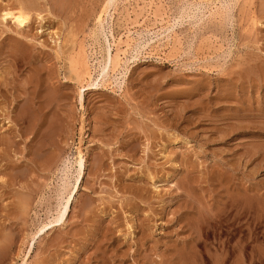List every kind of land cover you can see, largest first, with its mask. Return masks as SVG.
I'll return each instance as SVG.
<instances>
[{
  "label": "rangeland",
  "instance_id": "rangeland-1",
  "mask_svg": "<svg viewBox=\"0 0 264 264\" xmlns=\"http://www.w3.org/2000/svg\"><path fill=\"white\" fill-rule=\"evenodd\" d=\"M27 1L0 22V264H264V0H114L102 26L108 0Z\"/></svg>",
  "mask_w": 264,
  "mask_h": 264
},
{
  "label": "bare ground",
  "instance_id": "bare-ground-1",
  "mask_svg": "<svg viewBox=\"0 0 264 264\" xmlns=\"http://www.w3.org/2000/svg\"><path fill=\"white\" fill-rule=\"evenodd\" d=\"M11 1V0H10ZM19 2H16V5L17 6H15V4L14 3H7V1H5V2H3V5H2V7L0 8V22L1 23H8V22H12L17 28H19L20 30H25L26 28H28L29 27V24H30V20H31V18H30V13H29V11L27 10V9H30V8H27L26 7V5H25V3L27 2V4H28V1L26 0L25 1V3L23 2V1H20V0H18ZM32 1V0H31ZM36 0H34L33 2L34 3H36V4H38V2H35ZM62 1V0H61ZM113 1L114 0H108L107 1V3H106V6H105V8H104V10H103V14H102V16H99V18H98V20H97V24H98V26H102V24H103V22L104 21H106V20H108V18H110V19H112V17H114L113 16V13H111V11H110V9H111V6H112V3H113ZM122 1V0H121ZM126 1V0H125ZM124 1V2H125ZM146 1V0H145ZM148 1V0H147ZM146 1V2H147ZM166 1V0H165ZM198 1H200L201 3H207V4H210V12H212V10H219V9H221V6H223V1L224 0H198ZM231 1H233V2H237V1H239V0H231ZM13 2H15V0H13ZM65 2V1H64ZM124 2H123V4H124ZM129 2V1H128ZM132 2V1H131ZM137 2V1H136ZM144 2V1H143ZM159 2H161V1H158L157 0V3H159ZM225 2V1H224ZM4 3H7V4H5L4 5ZM122 3V2H121ZM127 3V2H126ZM130 3V2H129ZM140 3H141V1H140ZM2 4V3H1ZM0 4V5H1ZM132 4V3H131ZM130 4V5H131ZM135 4V3H134ZM144 4H146V3H144ZM143 3H142V5H144ZM152 4H154V1H152V0H150V2H149V4H148V6H152ZM206 4V5H207ZM233 4V3H232ZM39 5V4H38ZM115 5H116V3H115ZM127 5H129V4H126V7H127ZM155 5V4H154ZM158 5V4H157ZM157 5H155V6H157ZM165 5V4H164ZM226 5V4H225ZM33 6V8H35V5L33 4L32 5ZM119 6V5H118ZM116 7L117 9L119 8V7ZM123 6V5H122ZM124 6H125V4H124ZM137 6H138V4H137ZM154 6V7H155ZM162 6H163V3H162ZM227 6V5H226ZM231 6H233V5H231ZM246 6V5H245ZM131 7H132V5H131ZM135 7V6H134ZM141 7V6H140ZM140 7L138 8V9H140ZM147 6H145V8H146ZM167 7V6H166ZM207 7V6H206ZM225 7V6H224ZM128 8V7H127ZM127 8H126V10H127ZM156 8V7H155ZM160 8H161V6H160ZM163 8V7H162ZM36 9V8H35ZM38 9V8H37ZM36 9V10H37ZM115 9V8H114ZM136 9V8H135ZM150 9H151V7H150ZM153 9V8H152ZM158 9V8H157ZM123 10V9H122ZM131 10H132V8H131ZM130 10V11H131ZM145 10V9H144ZM147 10V9H146ZM161 10V9H160ZM216 10H215V12H216ZM136 11V10H135ZM139 11H142L143 12V10L141 9V10H139ZM153 11V10H152ZM220 12H221V10H219ZM218 11V12H219ZM116 12H117V10H116ZM121 12V11H120ZM129 12V11H128ZM148 12H149V10H148ZM158 12V11H157ZM157 12L156 13H153L155 16H156V14H157ZM167 12V11H166ZM169 12V11H168ZM208 12V11H207ZM214 12V11H213ZM34 13V12H33ZM118 13V12H117ZM139 13V12H138ZM137 13V14H138ZM151 13V12H150ZM165 13V12H164ZM124 14V13H123ZM123 14H122V16H123ZM126 14V13H125ZM131 14V13H130ZM136 14V15H137ZM143 14V13H142ZM149 14V13H148ZM153 14H151V15H153ZM216 14H217V12H216ZM222 14V13H221ZM32 15V14H31ZM42 15V14H41ZM104 15H105V18H103L104 17ZM150 15V14H149ZM162 15V14H161ZM165 15V14H164ZM169 15V14H168ZM217 15H219V14H217ZM37 16V15H36ZM43 16V15H42ZM42 16H40V17H42ZM129 16V15H128ZM134 16H135V14H134ZM137 16H140V15H137ZM136 16V17H137ZM146 16V15H145ZM163 16V15H162ZM162 16H161V19H163L162 18ZM39 16L37 17L38 19L40 18ZM158 17V16H157ZM164 17V16H163ZM44 18V17H43ZM130 18V17H129ZM135 18V17H134ZM134 18H133V21H135L134 20ZM138 18V17H137ZM150 18V17H149ZM154 18V17H153ZM156 18V17H155ZM132 18H130L129 20H131ZM136 19V18H135ZM143 19H144V17H143ZM146 19V18H145ZM45 20V19H44ZM114 20V19H113ZM128 20V19H127ZM149 19H147V21H148ZM151 20V19H150ZM156 20L158 21L159 19H157L156 18ZM155 20V21H156ZM41 21H42V18H41ZM111 21V20H110ZM139 21V20H138ZM151 21H153V20H151ZM150 21V22H151ZM154 21V22H155ZM156 21V22H157ZM119 22V21H118ZM122 22V21H121ZM128 22V21H127ZM127 22H126V24H127ZM142 22V21H141ZM141 22L139 23L140 25H141ZM154 22H153V24H154ZM155 22V23H156ZM165 22H167L166 20L164 21V23ZM254 22V21H253ZM136 23V22H135ZM138 23V22H137ZM144 23V22H143ZM158 23V22H157ZM255 23V22H254ZM253 23V24H254ZM125 24V25H126ZM130 24H132V22L130 23ZM139 24H137V25H139ZM146 24V23H145ZM152 24V23H151ZM160 25H161V23H159ZM6 25V24H5ZM4 25V26H5ZM136 25V24H135ZM157 25V24H156ZM155 25V26H156ZM159 25V26H160ZM8 26V25H7ZM129 26V25H128ZM131 27H132V25H130ZM145 26V25H144ZM143 26V27H144ZM147 26V25H146ZM124 27V26H123ZM130 27V28H131ZM139 27V26H138ZM148 27V26H147ZM152 27V26H151ZM162 27V26H161ZM146 28V27H145ZM149 28H150V25H149ZM148 28V29H149ZM163 28V27H162ZM135 29V28H134ZM150 29H152V28H150ZM149 29V30H150ZM123 30V29H122ZM126 30V29H125ZM128 30V29H127ZM144 30V29H143ZM146 30V29H145ZM131 31L132 30H128V33H127V36H125V37H127V40L126 41H123L120 37H119V39H118V41H117V45L116 46H121V45H124V46H126V50H123V53H124V55L126 54V52H127V49L128 48H130V46H131ZM20 32V31H19ZM71 33V32H70ZM28 34H30V32L28 33ZM54 34V33H53ZM56 34V33H55ZM61 34V33H60ZM124 35H126V34H124ZM75 36V35H74ZM59 37H60V35H59ZM69 37V36H68ZM12 38V37H11ZM28 38H29V36H28ZM27 38V39H28ZM70 39V38H69ZM93 39V38H92ZM21 40V39H20ZM61 41V40H60ZM69 41V40H68ZM135 41V40H134ZM72 42V41H71ZM70 42V43H71ZM26 43V42H25ZM25 43L24 42H22V44L23 45H25ZM55 43H57V42H55ZM84 43V42H83ZM59 44V43H58ZM68 44H69V42H68ZM73 44V43H72ZM85 44V43H84ZM169 44V43H168ZM168 44H166V46L168 45ZM21 45V44H20ZM16 47V46H15ZM24 47V46H23ZM122 47V46H121ZM11 48V47H10ZM81 48V47H80ZM84 48H86L85 46H84ZM84 48H82L81 50H83ZM120 48V47H119ZM152 48V47H151ZM159 48V47H158ZM77 49H79V48H77ZM153 49V48H152ZM154 49H155V47H154ZM161 49V48H160ZM57 50V49H56ZM74 50H75V48H74ZM103 50V49H102ZM157 50V49H156ZM155 50V51H156ZM59 51V50H58ZM120 49L115 53V54H113V53H111L110 52V50L108 49V51L106 52V50H104V52H105V54H104V56H103V62H102V64H101V68H100V73H99V76L100 77H102V80L105 78V76L106 75H108L107 73H108V71L110 70V72H112V74L113 73H116L118 70H119V68L121 67V62H122V58H121V55H120ZM163 51V50H162ZM165 51V50H164ZM72 52V51H71ZM70 52V53H71ZM75 52V51H74ZM80 52V51H79ZM83 52V51H82ZM81 52V53H82ZM159 52V51H158ZM73 53V52H72ZM84 53H85V51H84ZM83 53V54H84ZM59 54V53H58ZM75 54V53H74ZM77 55H78V52H77ZM81 55V54H80ZM85 55H87V54H85ZM163 55H165L164 53H163ZM60 56V55H59ZM65 56V55H64ZM74 56V55H73ZM73 56H72V58H73ZM86 57H88V56H86ZM86 57H84V58H86ZM75 58V57H74ZM73 58V59H74ZM80 59H82V58H80ZM87 59V58H86ZM85 59V60H86ZM61 60V59H60ZM71 62V61H70ZM69 62V63H70ZM74 62H75V60H74ZM85 62V65H86V71H85V73L86 74H88L89 76H87V77H90L91 78V82L88 84V87H90V86H92V85H94L96 82H94L93 80H92V73L93 72H91V68H90V65H89V63L90 62H87V61H84ZM63 64V63H62ZM68 64V63H67ZM72 64V63H71ZM70 64V65H71ZM84 65V66H85ZM75 66H78V65H76V62H75ZM74 66V67H75ZM63 67V66H62ZM74 67L72 68L73 70H74ZM41 68V67H40ZM70 68V67H69ZM76 68V67H75ZM93 68V67H92ZM5 70V69H4ZM38 70V69H37ZM7 71V70H6ZM68 71V70H67ZM75 71V70H74ZM80 71H81V69H80ZM262 73H263V71H261ZM3 74V73H2ZM6 74V73H5ZM29 74V73H28ZM77 74L79 75L80 73H78L77 72ZM111 74V73H110ZM74 75V74H73ZM57 76V75H56ZM62 76V75H61ZM80 76V75H79ZM3 77V76H2ZM40 77V76H39ZM60 78V77H59ZM71 78H72V76H71ZM77 78V77H76ZM79 78V77H78ZM82 78V77H81ZM65 79V78H64ZM83 79V78H82ZM84 79H86V78H84ZM88 79V78H87ZM90 80V79H89ZM96 80V79H95ZM98 80V79H97ZM111 80V79H110ZM2 81H4L3 79H2ZM35 81V80H34ZM33 81V82H34ZM83 81V80H82ZM12 82V81H11ZM108 82H110V81H108ZM31 83V82H30ZM72 83H73V81H72ZM84 83V82H83ZM4 85V83L3 82H1V84L0 85ZM79 84V83H78ZM105 84V83H104ZM30 85V84H29ZM32 85V84H31ZM63 85V84H62ZM77 85V84H76ZM81 85V84H80ZM111 85V84H110ZM37 86V85H36ZM83 86V85H82ZM64 87V86H63ZM7 88V87H6ZM86 88V87H85ZM84 88V89H85ZM33 89V88H32ZM2 90V89H1ZM4 90V89H3ZM24 90V89H23ZM36 90V89H35ZM79 90H80V88H79ZM51 91V90H50ZM5 92H7V91H4V93ZM80 92H81V95H80V100L81 101H83V95H82V90H80ZM48 93H50L49 91H48ZM47 92H45V95L47 96V95H49ZM51 93H53V92H51ZM51 93H50V96L52 97V95H51ZM7 94V93H6ZM5 94V95H6ZM32 94V93H31ZM54 95V94H53ZM43 96V95H42ZM6 97H8V96H6ZM5 97V98H6ZM1 98V97H0ZM47 98H49L50 100H51V98L48 96ZM53 98V97H52ZM56 98V97H55ZM44 99V98H43ZM55 100V99H54ZM54 100H53V102H54ZM31 101V100H30ZM36 101V100H35ZM47 100H45V102H46ZM10 102V101H9ZM8 102V103H9ZM52 102V103H53ZM33 103V102H32ZM50 103H51V101H50ZM54 103H56V101L54 102ZM11 104V103H10ZM27 104V103H26ZM47 104H48V102H47ZM1 105V104H0ZM3 105H4V101H3V103H2V105L0 106L1 108L0 109H2L3 110ZM45 105H46V103H45ZM44 105V106H45ZM50 105V104H49ZM5 106H7V105H4V107ZM23 106V105H22ZM40 106H42V104L40 105ZM39 106V107H40ZM52 106V105H51ZM29 107V106H28ZM38 107V108H39ZM8 108H9V106H8ZM24 108V107H23ZM26 108V107H25ZM30 108V107H29ZM37 108V107H36ZM44 108V107H43ZM6 109V108H5ZM20 110V109H19ZM18 110V111H19ZM26 111V109H22V111ZM32 110V109H31ZM41 110V109H40ZM3 111H5V110H3ZM21 111V112H22ZM29 111H30V109H29ZM17 112V111H16ZM32 112V111H31ZM6 113H8V112H6ZM5 113V114H6ZM19 113V112H18ZM26 113V112H25ZM27 113H28V111H27ZM8 115V114H7ZM20 115V114H19ZM22 115V114H21ZM26 116H27V114H26ZM34 116H35V114H34ZM40 116V115H39ZM43 116V115H42ZM28 117V116H27ZM31 117H32V115H31ZM41 117V116H40ZM6 119V118H5ZM8 119V118H7ZM27 119V118H26ZM25 119V120H26ZM34 120V119H33ZM39 120V119H38ZM10 122V121H9ZM55 122V121H54ZM24 123V122H23ZM49 123H51V122H49ZM56 123V122H55ZM47 125V124H46ZM45 126V125H44ZM48 126V125H47ZM46 126V127H47ZM56 126V125H55ZM43 127V126H42ZM39 128V127H38ZM45 128V127H44ZM51 128V127H50ZM48 128H46V130H47ZM26 130V129H25ZM43 130V129H42ZM45 129H44V131H46ZM52 130V129H51ZM50 130V131H51ZM57 130V129H56ZM54 132V131H53ZM43 133V132H42ZM52 133V132H51ZM44 135H45V133H44ZM47 135V134H46ZM50 135V134H49ZM8 136V135H7ZM48 137V136H47ZM4 138V137H3ZM2 138V139H3ZM41 138H43V137H41ZM177 139H178V137H177ZM42 140V139H41ZM6 141V140H5ZM40 142V141H39ZM40 144H41V142H40ZM47 145V144H46ZM6 147V146H5ZM4 149V148H3ZM34 150V149H33ZM77 150V149H76ZM56 151V150H55ZM57 153V152H56ZM55 153V154H56ZM166 153V152H165ZM55 154H54V156H55ZM84 154V153H83ZM83 154L81 153V151H78L77 152V154H76V156L74 157V162H73V167L75 166L76 167V174H77V176H76V178H75V182H74V184H73V186H72V188L71 189H68L67 187V189H68V191H67V195H66V197H65V199H63L64 201L61 203V204H59L58 205V207H57V209H56V214H55V216L52 218V219H50V220H48L47 222H45V223H43V224H41L38 228H37V231H35L36 233L33 235V239L35 238V235H38L39 233H42L43 231H45L47 228H49V227H51V228H54L55 226L57 227L60 223H62L64 220H65V218L67 217V215H68V213H69V209L71 208V204H72V199H74L73 198V194H74V191H76V188H77V185H78V182H79V179H80V177H81V175H82V173L84 172V169H85V159H84V157L85 156H83ZM164 154V153H163ZM56 163V162H55ZM50 165V164H49ZM70 166H71V164H70ZM69 166V167H70ZM95 167V166H94ZM72 168V167H71ZM93 169V168H92ZM91 169V170H92ZM153 176V175H152ZM69 185V184H68ZM154 185V184H153ZM65 187V186H64ZM122 188V187H121ZM129 190V189H128ZM65 191V190H64ZM63 191V192H64ZM131 191V190H130ZM66 194V193H65ZM248 194V193H247ZM30 195V194H29ZM64 196V195H63ZM28 197V196H27ZM26 198V197H25ZM144 198V197H143ZM247 198V197H246ZM26 200H27V198H26ZM234 200H236V199H234ZM237 201V200H236ZM21 203H22V201H20ZM27 202V201H26ZM26 202H25V200H24V203H25V205H26ZM29 202V201H28ZM128 202V201H127ZM24 203H22V204H24ZM30 203V202H29ZM29 203H27L28 205H29ZM133 203V202H132ZM135 203V202H134ZM31 204V203H30ZM247 204V203H246ZM250 204V203H249ZM84 206V205H83ZM18 208H19V206H18ZM23 207H20V209H22ZM98 208V207H97ZM128 208V207H127ZM83 209V208H82ZM114 210V209H113ZM89 212V211H88ZM134 212V211H133ZM172 212V211H171ZM216 213V212H215ZM219 213V212H218ZM249 213H251V211H249ZM134 215V214H133ZM111 216V215H110ZM136 216V215H135ZM219 216V215H218ZM128 217V216H127ZM219 218V217H218ZM250 218V217H249ZM137 219V218H136ZM142 219V218H141ZM252 219V218H251ZM67 220V219H66ZM202 220V219H201ZM201 220H200V222H201ZM253 220V219H252ZM135 221V220H134ZM139 220L137 219L136 220V222H138ZM204 221V220H203ZM203 221H202V223H200V225L201 224H203ZM210 221V220H209ZM140 222V221H139ZM138 222V223H139ZM199 222V221H198ZM252 222V221H251ZM109 223V222H108ZM137 223V224H138ZM208 223H210V222H208ZM249 223V222H248ZM134 224H136V223H134ZM212 224V223H211ZM249 224H252L251 226H253V223H249ZM209 225V224H208ZM128 226H129V228L130 229H133V221L131 220V222H129L128 223ZM135 227V226H134ZM196 227V226H195ZM201 227H203L202 225H201ZM249 227H250V225H249ZM136 228V227H135ZM198 228V227H197ZM204 228H206V225L204 226ZM111 229V228H110ZM109 228H108V230H107V232H109V230H110ZM250 229V228H249ZM121 230V229H120ZM110 231H112V230H110ZM132 231H134V230H131V234L133 233ZM203 231H204V229H203ZM130 233V232H129ZM146 233V232H145ZM33 234V233H32ZM7 235V234H6ZM10 235V234H9ZM32 236V235H31ZM6 237V236H5ZM57 238V237H56ZM107 238V237H106ZM10 239H11V237H10ZM251 239V238H250ZM249 239V240H250ZM253 239V238H252ZM7 240H9V239H7ZM11 241H12V239H11ZM253 241V240H252ZM58 242V241H57ZM140 242V241H139ZM10 243V242H9ZM7 244V243H6ZM116 244H117V242H116ZM1 245V244H0ZM140 245V244H139ZM149 246V245H148ZM1 247H2V245H1ZM8 247V246H7ZM117 247V246H116ZM129 247V246H128ZM143 247V246H142ZM250 254H253L252 253V245H250ZM193 249V248H192ZM5 250V249H4ZM179 250V249H178ZM194 250V249H193ZM7 251V250H6ZM124 251V250H123ZM177 251V250H176ZM181 251V250H180ZM183 251V250H182ZM192 251V250H191ZM121 252V251H120ZM143 252V251H142ZM3 253V252H2ZM182 253H184V252H182ZM163 254V253H162ZM196 254V253H195ZM249 254V253H248ZM182 255V254H181ZM157 256H160V255H157ZM166 256V255H165ZM182 256H184V254L182 255ZM182 256H180V257H182ZM196 257V256H195ZM249 257H251L250 255H249ZM147 258H148V256H147ZM158 258V257H157ZM184 258H185V256H184ZM166 259V258H165ZM164 259V260H165ZM182 259H183V257H182ZM250 259V258H249ZM139 260V259H138ZM149 260V259H148ZM158 260H160V259H158ZM161 261V260H160ZM188 261V260H187ZM182 262V261H181ZM195 262H197V261H195ZM237 262V261H236ZM119 263V262H118ZM186 263V262H185ZM193 263V262H192ZM22 264H27V262H26V260L24 259L23 260V262H22ZM145 264V263H144ZM150 264V263H149ZM156 264H157V262H156ZM187 264H189V263H187ZM198 264V263H197Z\"/></svg>",
  "mask_w": 264,
  "mask_h": 264
}]
</instances>
